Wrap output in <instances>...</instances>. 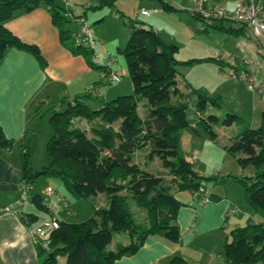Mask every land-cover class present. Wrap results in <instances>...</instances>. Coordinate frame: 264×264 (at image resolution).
Masks as SVG:
<instances>
[{
	"label": "trees",
	"instance_id": "obj_1",
	"mask_svg": "<svg viewBox=\"0 0 264 264\" xmlns=\"http://www.w3.org/2000/svg\"><path fill=\"white\" fill-rule=\"evenodd\" d=\"M116 1L97 0L93 9L115 7ZM41 5L48 8L61 44L68 47L72 55L83 57L91 69L108 75V67L93 59L95 41L91 38L94 42L92 47L81 41L85 33L74 35L65 28L66 23L80 21L84 14L68 19L66 14L70 11L55 5L54 0H0V60L7 49L15 48L31 54L43 69L47 66L37 46L21 42L4 26L17 12L28 13ZM163 9L166 12L177 11L167 4H163ZM117 13L121 18L119 11ZM196 18L206 23L202 18ZM127 27L131 30L123 54L134 95L99 100L100 105L92 110L80 101L91 97L92 90H87L74 96L63 111H53L48 120L52 135L45 152L51 162L44 168L45 175L61 180L74 197L88 199L104 194L108 206L96 209L97 219L75 224L55 218L43 196L31 194L38 179L32 175L28 149L22 148L20 183L26 196L31 195L36 211L20 214V218L33 229L39 224L38 212L41 211L59 223L47 240L37 243V254L42 264H57L60 256L65 257V264H114L122 257L136 254L150 237L179 244L180 230L175 221L181 204L172 192L193 196L201 183L207 187L209 181H222L214 176H200L194 169V163L187 161L179 151L181 130L195 129L186 116L188 105L180 101L182 95L176 67L193 66L210 59L180 61L176 58L178 47L166 45L151 27L133 20L127 22ZM226 31L237 34L247 29L241 25L239 29ZM196 92V113L199 115L210 104L218 106L215 99L207 97L206 91ZM135 95L146 100L145 118L138 113ZM172 96L179 97L175 104L171 102ZM40 109L38 105V115ZM75 117L87 120L89 134L81 127L73 126ZM117 121L119 127L115 129L113 123ZM235 122L236 116L232 114H227L223 120L210 115L207 119L201 118L199 125H204L205 131L215 136L210 130L212 124L229 127ZM13 145L14 142L6 139L0 128V147L10 150ZM225 150L236 157L241 168L251 166L254 169V174L244 180L230 179L243 184L246 204L260 213L262 221L249 219L245 226L231 230L230 241L222 246L221 257L224 264H264V115L259 128L245 129L232 137ZM138 151H149L150 159L157 157L170 176L169 180L165 182L164 178L142 170L134 160ZM208 197L211 203L221 200L211 191H208ZM130 200L145 212V223L136 220ZM115 234H127L131 238L130 243L108 250ZM169 264L188 263L174 257Z\"/></svg>",
	"mask_w": 264,
	"mask_h": 264
},
{
	"label": "crops",
	"instance_id": "obj_2",
	"mask_svg": "<svg viewBox=\"0 0 264 264\" xmlns=\"http://www.w3.org/2000/svg\"><path fill=\"white\" fill-rule=\"evenodd\" d=\"M126 1H129L126 2L127 6L120 2L121 6L118 10L122 14L129 12L132 20L143 25L149 24V27L159 35L161 32H168L171 44L178 47L177 54L182 46L187 44L189 59H210L204 63L224 64L225 61L221 57L222 50L229 43V38H240L247 32L229 33L226 30L239 29L241 25L236 28L232 24L226 25V22L231 20L236 5H246L248 0H200L205 8L219 6L225 8L228 13V17L224 20L206 23L190 15L197 6L194 0ZM163 4L172 6L177 11L166 12ZM261 7L264 11V0L261 1ZM140 10L148 11L149 16L137 13ZM73 16L79 15L73 14ZM174 16L176 18H173ZM172 19H176L175 27H170L167 23ZM4 26L21 42L37 46L47 66L43 69L31 54L15 48L7 49L0 60V128L5 138L14 142L10 150L0 147V264H42V259L37 254V244L30 234L31 228L20 218V214L36 211L34 206L35 211L25 210L23 201L21 205L18 204L22 190L21 151L26 147L32 155L29 161L31 167L33 152L39 145L35 135L38 105L46 106L54 95H61L63 99L70 97L69 101L72 102L74 96L93 89L96 85L99 86V74L90 68L83 57L72 55L68 47L61 44L58 30L52 24L50 12L44 5L28 13L17 12L16 16ZM176 35H179L178 38L185 44L177 42ZM95 60L98 61L99 57ZM235 63L236 59L232 57L229 60V67H237L236 71L239 67ZM107 70L109 74L113 71L109 67ZM121 92L116 90L112 94H121ZM184 158L189 161L191 157ZM197 158L199 161L200 157ZM215 168L213 174L220 171ZM165 173L163 178H168V173ZM198 174L204 176L203 173ZM206 188L208 191H213L208 186ZM172 194L181 204L175 221L180 230V243L169 244L150 237L144 241L136 254L122 257L114 264H169L174 257H180L189 264L193 257H190L191 253L188 250L200 246L201 238L204 237L202 243L212 244L211 236H213L216 245L221 246L222 249L224 243L229 241L231 230L245 226L249 219L255 221L248 206L242 204L240 211L234 210L237 203L225 192L222 196L217 195L221 198L219 202L205 205L200 204L191 194L177 192ZM95 198L101 201V209L108 206V199L103 194H98ZM5 207H11L12 211L4 212ZM143 212L134 208L137 217L135 218L140 223L146 222V215ZM53 215L57 219L63 218L54 213ZM47 217L45 215L40 218L38 223ZM241 223L243 225H240ZM230 224L232 227H229ZM130 241L131 238L127 234H115L108 249L115 250L117 246L128 245ZM57 264H65V260Z\"/></svg>",
	"mask_w": 264,
	"mask_h": 264
},
{
	"label": "rangeland",
	"instance_id": "obj_3",
	"mask_svg": "<svg viewBox=\"0 0 264 264\" xmlns=\"http://www.w3.org/2000/svg\"><path fill=\"white\" fill-rule=\"evenodd\" d=\"M96 2L97 0H54L55 5L70 11V13L66 14L68 19H72L73 14H84L80 21L66 23V30H69L72 34L84 33L88 31L87 29L91 30L90 37L95 41V57L93 59L99 57V60L95 61L122 74L120 81L114 83L110 81L107 74L97 71L98 73L96 74H99V86L96 85L95 88L90 89L92 90L90 98L84 97L80 99L83 104L89 106L92 110L100 105L99 100L109 101L120 96L134 95L132 84L127 74L126 58L123 54L131 30L127 27V22L132 19L129 12H127V15L122 14L118 10L121 6L120 2L124 6H127L126 2L129 3V1L117 0L115 7L93 9ZM87 6L91 8L86 9ZM117 11H119L121 18L118 17ZM173 18L176 17L174 16ZM167 23L170 27H175L177 24L176 19L169 20ZM231 24L236 28L240 25L234 22L232 16L231 20L226 22V25ZM146 26L149 27V24ZM168 29L171 31L169 27ZM159 36L166 45L171 44L168 32H161ZM178 37L179 35H176V41L184 43ZM189 57L190 53L186 44L182 46L176 58L178 60H188ZM221 57L225 61L222 65L202 62L193 66L182 65L176 67L179 80L178 88L182 95L180 101L188 105L186 116L195 129L185 128L181 130L179 151L184 157L189 158L193 155L200 157L199 161L194 165L197 173H203L207 177L214 176L222 180L220 183L209 181L207 183L208 188L213 189L212 192L215 195L222 196L225 192L228 197L233 198L237 203L233 209L240 211L243 207L242 204L248 206L244 199V187L242 183L233 181L230 178L236 177L244 180V178L254 174V169L251 166L244 169L241 168L236 162V157L229 154L224 147L229 145L230 138L238 135L245 129H257L263 122L264 37L256 38L249 30H247L246 35L243 37H230L229 43L222 50ZM232 57L236 59L235 64L239 67L236 71L235 68L237 67H229V60ZM243 77H246V79ZM116 90L122 91L121 94H112ZM196 90L206 91L207 97L215 99L218 106L210 104L202 112V115L196 113L198 101ZM69 98L66 97L63 100L61 95H54L50 98L48 104L42 106L40 109L35 133L39 140V145L33 152L34 158L31 161L32 166L30 167L34 177L35 174L45 171L44 168L48 167L51 162L50 157L45 152V146L52 135L48 123L49 117L55 110L63 111L66 109L67 104L70 102ZM135 98L138 100V113L141 117L145 118L147 115V109L144 107L146 100L140 95H135ZM178 98L172 96V104H175ZM227 114L236 116V122L229 127L212 124L210 130L215 136H210L205 131L204 125H199L201 118L207 119L208 116L213 115L223 120ZM73 126L81 127L89 134V123L86 119L75 117L73 119ZM118 127V121L113 123V128L117 129ZM148 153L149 151H138L134 159L136 164L142 170L163 178L167 171L161 166L160 160L157 157L150 159ZM208 165H210L209 168L207 167ZM214 167H216V170H220L217 174H213L215 171ZM169 178V175L168 178L165 177V182ZM37 179L31 194L39 193L43 196L47 188L52 189L53 194L49 199L52 213L58 215V217H63L61 219H64L68 223L75 224L83 223L92 218L97 219L95 211L96 209H101V201L99 199L95 197L86 199L72 196L64 183L56 177L44 174L37 176ZM61 199L64 202H60ZM23 204L25 210L31 209L35 211L31 203L30 194L24 199ZM129 205L133 212L134 208L138 209L131 200ZM251 212L255 221H262L260 213L252 209ZM143 213L145 214V212ZM45 215L41 211L38 212L39 219ZM136 220L139 221L138 219ZM230 225L229 227H232V224ZM240 225H243V223ZM211 239L212 244L208 242L202 243L204 241L203 237L201 238L200 246L197 245L188 250L191 253L190 257H193V260H190L189 264H218L224 262L221 257V246L216 245V239L213 236H211ZM64 260L65 257H58V263H63Z\"/></svg>",
	"mask_w": 264,
	"mask_h": 264
},
{
	"label": "built area",
	"instance_id": "obj_4",
	"mask_svg": "<svg viewBox=\"0 0 264 264\" xmlns=\"http://www.w3.org/2000/svg\"><path fill=\"white\" fill-rule=\"evenodd\" d=\"M197 2L196 8L190 13L192 17H200L206 22H210L213 20H224L228 17V13L226 12L225 8L215 6L210 8H205L203 3L200 0H194ZM262 0H248L246 5L237 4L235 6L232 19L234 22L239 23L240 25L246 27L247 30L256 38L264 37V11L261 7ZM156 11V10H155ZM137 13L141 14L142 16H149V12L146 10H140ZM85 36L81 39L82 42L87 43L90 46H94V42L90 37L91 30L87 29ZM122 74L120 72L111 71L108 75V78L111 82L117 83L120 81ZM246 79V77H243ZM198 158L196 156H192L189 158L190 163H196ZM53 194V190L47 188L43 194L44 202L49 205V199ZM26 191L21 190L20 201L18 202L19 205L22 204V201L26 198ZM193 197L198 199V202L202 205L210 203L208 197V190L204 183H201L200 188L193 193ZM60 202H64L62 199ZM67 206V205H65ZM4 212L12 211L11 207L3 208ZM59 223L56 219L46 218L41 221L38 225H36L33 229L30 230V234L32 239L37 244L39 242H43L47 240L50 233L57 229Z\"/></svg>",
	"mask_w": 264,
	"mask_h": 264
},
{
	"label": "water",
	"instance_id": "obj_5",
	"mask_svg": "<svg viewBox=\"0 0 264 264\" xmlns=\"http://www.w3.org/2000/svg\"><path fill=\"white\" fill-rule=\"evenodd\" d=\"M45 173H46V172L43 171V172H41V173L35 174V177H37V176H39V175H44Z\"/></svg>",
	"mask_w": 264,
	"mask_h": 264
}]
</instances>
